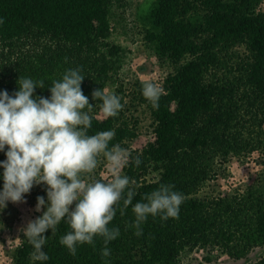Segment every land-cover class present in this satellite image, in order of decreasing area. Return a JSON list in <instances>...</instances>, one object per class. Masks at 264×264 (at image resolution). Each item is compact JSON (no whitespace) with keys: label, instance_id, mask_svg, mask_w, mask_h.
<instances>
[{"label":"trees","instance_id":"1","mask_svg":"<svg viewBox=\"0 0 264 264\" xmlns=\"http://www.w3.org/2000/svg\"><path fill=\"white\" fill-rule=\"evenodd\" d=\"M137 13L142 39L158 61L173 69L162 78L163 94L154 108L142 94L147 80L118 82L126 48L114 41L113 17L128 0H0V92L18 90L19 77L43 80L37 96L49 97L53 80L68 69L81 68L82 91L94 105L89 135L115 130L110 146L128 147L122 169L135 183L136 195L125 214L119 207L110 227L120 236L104 258L103 240L78 245L77 254L60 244L70 231L61 222L49 230L44 251L49 259L32 261L25 238L12 255L13 264H182L184 251L212 247L224 254L222 264H264V8L263 0H148ZM148 4V5H149ZM244 47V51H240ZM155 63L143 61L141 72ZM114 83L109 93L121 97L116 117L100 119L101 101L94 89ZM148 111L149 138L133 148L139 135L138 108ZM7 148L5 149V152ZM261 155L262 168L245 188L225 194L199 195L218 176V163L228 157ZM0 152V161L6 160ZM0 168V190L3 189ZM160 184H172L184 196L178 217L149 216L142 235L130 227L132 207ZM219 255L207 254V262Z\"/></svg>","mask_w":264,"mask_h":264},{"label":"clouds","instance_id":"2","mask_svg":"<svg viewBox=\"0 0 264 264\" xmlns=\"http://www.w3.org/2000/svg\"><path fill=\"white\" fill-rule=\"evenodd\" d=\"M4 21L0 19V24ZM81 68L68 69L62 79L53 80L47 88L51 96L35 94L37 87L44 89V81L19 77L18 90L12 95L0 92V152L6 160L3 168V189L0 190V210L8 202L26 203L25 195L34 186L45 185L47 200L37 197L36 212L41 216L31 219L22 227L23 236L32 245V261L49 259L43 250L46 233L54 234L63 221L70 231L60 238L71 255L77 254V246H95L97 238L103 240L101 255L108 258L109 243L120 236L118 227H110L117 214L121 216L132 204L136 195L134 181L122 174V169L132 162L139 166V156L132 157L128 148L117 143L110 146L115 130L98 131L89 135L94 105L82 91L85 78ZM142 94L154 108L159 107L163 89L155 82L146 81ZM92 99L101 101L100 109L107 117H116L123 109L121 97L98 88ZM106 161L111 179L97 178L96 170ZM172 184H160L135 203L132 211L135 221L130 225L142 235V224L149 216L162 220L178 217L184 196L174 190ZM46 209V210H45Z\"/></svg>","mask_w":264,"mask_h":264},{"label":"rangeland","instance_id":"3","mask_svg":"<svg viewBox=\"0 0 264 264\" xmlns=\"http://www.w3.org/2000/svg\"><path fill=\"white\" fill-rule=\"evenodd\" d=\"M148 4V0H128L126 7L118 9L112 20L114 25L112 38L115 42L125 47L127 52L124 64L116 77L118 82H123L125 85H129L135 79L140 78L155 82L161 86L165 73L173 69V65L168 61H158L154 58L151 49L142 39L137 24V13L142 5L144 6L141 10L144 13L151 5ZM262 7L264 8V0ZM239 50L242 52L245 48L240 47ZM143 61L151 63L153 61L155 63L154 70L152 72H141L139 65ZM113 88L114 83H109L104 87L108 93ZM140 108L134 112L135 116L139 117L138 127L140 135L131 142L133 148H138L145 144L151 130L148 111L144 112ZM98 117L100 119L107 118L101 110L98 113ZM259 155L261 154L255 151L244 159L231 156L221 160L217 166L219 171L217 178L208 180L200 190L199 195H223L232 192L235 188H245L256 179L258 172L262 168L255 162ZM96 176L97 178H103L105 181L111 179L106 168V161L103 158L102 163L96 170ZM38 196H44L45 200H47L45 185L34 186L31 192L24 197L26 203L14 204L9 201L7 207L0 210V264H13L12 255L15 248L26 238L20 229L26 226L29 220L42 215V212L35 211ZM207 254L219 255V258L209 263L204 259ZM226 257L224 254H220L219 250L212 247L202 248V250L196 248L191 252L184 251L181 256V263L222 264L221 262Z\"/></svg>","mask_w":264,"mask_h":264},{"label":"built area","instance_id":"4","mask_svg":"<svg viewBox=\"0 0 264 264\" xmlns=\"http://www.w3.org/2000/svg\"><path fill=\"white\" fill-rule=\"evenodd\" d=\"M202 250V249H201Z\"/></svg>","mask_w":264,"mask_h":264}]
</instances>
